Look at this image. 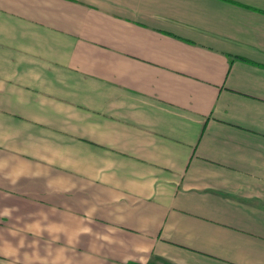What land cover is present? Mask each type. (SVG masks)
<instances>
[{"label": "crops", "instance_id": "crops-1", "mask_svg": "<svg viewBox=\"0 0 264 264\" xmlns=\"http://www.w3.org/2000/svg\"><path fill=\"white\" fill-rule=\"evenodd\" d=\"M0 264H264V0H0Z\"/></svg>", "mask_w": 264, "mask_h": 264}]
</instances>
